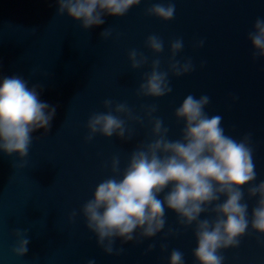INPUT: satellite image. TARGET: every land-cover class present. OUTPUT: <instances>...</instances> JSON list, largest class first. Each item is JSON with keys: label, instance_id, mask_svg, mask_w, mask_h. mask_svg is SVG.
I'll use <instances>...</instances> for the list:
<instances>
[{"label": "water", "instance_id": "1", "mask_svg": "<svg viewBox=\"0 0 264 264\" xmlns=\"http://www.w3.org/2000/svg\"><path fill=\"white\" fill-rule=\"evenodd\" d=\"M160 2L168 0H142L123 17L105 15L104 24L84 30L67 13L57 15L56 0H0V81L19 75L30 88L40 85L41 101L56 107L50 131L32 133L23 161L18 153L0 150V264H87L89 259L96 264H169L173 249L183 252L185 264H197L195 225H180L170 210L164 230L155 237L123 245L117 238L114 247L124 248L120 255L106 254L86 227L80 210L95 187L113 175L112 157L120 158L123 172L131 151L153 139L145 118L142 124L128 122L134 132L131 140L98 133L86 141L87 121L94 112L107 111L105 99L113 107L126 102L140 116L142 105H157L153 116L163 120L168 138L175 140L184 126L175 109L189 94L208 95L205 112L222 116L225 134L237 140L252 134L255 183L264 180V58L253 59L248 39L255 20L264 18V0H173L176 12L170 21L146 14ZM108 28L112 34L104 39L101 33ZM152 34L164 41L158 57L145 45ZM177 38L184 47L176 59L183 63L191 58L195 70L180 77L170 72L172 92L163 97L137 96L152 59L159 58L161 70H168L169 46ZM200 40L203 46L195 47ZM131 49L149 57V64L131 69ZM245 200L251 218L256 198L245 195ZM73 211L77 215L70 219ZM214 215L204 213L201 219ZM169 228L177 234L166 236ZM15 230L29 239L23 257L12 251L18 242ZM162 243L166 250H161ZM150 244L156 247L146 254ZM221 254L224 264H264V235L249 226L240 246Z\"/></svg>", "mask_w": 264, "mask_h": 264}, {"label": "clouds", "instance_id": "2", "mask_svg": "<svg viewBox=\"0 0 264 264\" xmlns=\"http://www.w3.org/2000/svg\"><path fill=\"white\" fill-rule=\"evenodd\" d=\"M57 15H67L80 21L81 28L87 30L105 23L104 16L123 17L142 0H56ZM176 12L173 0L167 3H154L146 9V14L163 21L174 19ZM105 29L101 37L111 36ZM253 59L264 58V18H257L253 31L248 33ZM203 40L194 46L202 47ZM145 45L153 54L164 51V41L158 35H149ZM168 70H161L159 58L151 60V71L146 72L143 82L137 89V96L163 97L172 92L169 73L176 77L195 70L188 58L182 63L176 59L183 50L182 38L170 43ZM131 69L137 70L149 64V57L136 49L128 52ZM40 85L31 88L19 75L3 77L0 81V150L12 155L18 153L23 161L29 154L33 142L32 133L43 128L45 135L51 129L56 107L41 101L38 92ZM111 99L103 101L105 112H94L87 121L91 141L96 134L106 138L113 136L128 141L134 132L128 127L129 121L142 124L145 118L152 125L153 139L140 143L130 153L127 166L121 172L120 158L111 159L113 175L102 180L96 187L93 197L87 200L81 213L86 227L96 236L99 247L108 255H120L124 248H115L116 239L121 244L141 243L162 232L167 223L166 210L174 212L178 223L184 227L195 225L194 236L197 242L193 257L197 264H224L221 250L238 248L241 238L248 234L249 226L256 233L264 235V180L258 184L252 134H245L237 140L225 134L222 116H209L205 112L210 103L208 95L199 98L187 95L175 109L177 121H183L179 139H169V128L159 117H154L157 105H142L143 116L134 114L126 102L116 103ZM39 139L40 137H36ZM247 189L245 193L244 189ZM167 189V191H165ZM163 198L161 197V194ZM256 198L251 209L245 200ZM224 199H221V198ZM213 213L214 218L201 219L204 213ZM77 213L73 211L70 219ZM18 237L13 253L23 257L28 251L29 239ZM177 234L169 228L166 236ZM156 247L150 244L151 252ZM167 244L160 245L161 250ZM87 264H96L89 259ZM169 264H185L184 254L173 249Z\"/></svg>", "mask_w": 264, "mask_h": 264}]
</instances>
